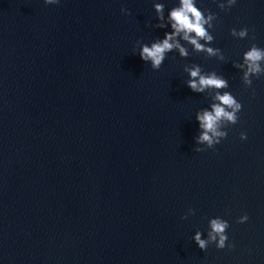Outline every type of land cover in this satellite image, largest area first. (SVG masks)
Masks as SVG:
<instances>
[{
  "label": "water",
  "instance_id": "95a60500",
  "mask_svg": "<svg viewBox=\"0 0 264 264\" xmlns=\"http://www.w3.org/2000/svg\"><path fill=\"white\" fill-rule=\"evenodd\" d=\"M154 2L165 17L178 5L0 0V264H264V75L246 89L232 66L251 43L264 48V0L227 12L195 0L216 14L208 46L225 59L185 44L189 55L171 51L159 70L135 54L138 39L170 31L152 27ZM242 27L255 39L229 34ZM191 64L242 104L199 153L195 113L210 100L186 86ZM217 216L234 247L201 251L191 237Z\"/></svg>",
  "mask_w": 264,
  "mask_h": 264
},
{
  "label": "clouds",
  "instance_id": "9594fccd",
  "mask_svg": "<svg viewBox=\"0 0 264 264\" xmlns=\"http://www.w3.org/2000/svg\"><path fill=\"white\" fill-rule=\"evenodd\" d=\"M59 0H43L45 5L57 4ZM236 0H224L217 2V7L227 12L235 5ZM164 4L154 2L153 8L158 23L152 25L155 28H170V31L164 33L163 39L157 38L151 44L141 43L138 39L135 42L139 46L138 54L142 61L150 63L153 70H159L165 60L166 54L171 51L178 52L179 56L184 58L189 55L188 48L184 45H190L196 53H204L206 57H215L223 61L225 59L221 49L210 47L214 37L209 29H213V21L217 19L215 13L207 9L201 10L196 6L195 0H178V5L172 7L165 17ZM123 14H129L128 10L121 8ZM229 34L237 39L248 38L254 40V36H249V29L242 27L239 30L231 28ZM181 41L184 43L182 44ZM203 41V43H201ZM135 52V46H134ZM232 66L241 71V81L247 89L251 87L252 77L259 78L264 75V48L251 43L249 48L243 52L240 62H233ZM183 71L188 79L186 86L194 93H209L210 103L208 107L196 111L195 119L198 122V134L194 137V152H204L208 149H214V146L227 136L226 129L230 125L238 122V113L242 110V104L226 89L229 88V82L222 75L215 71L204 72L197 64L191 66L185 65ZM240 140L247 138L245 132L240 133ZM194 209L188 208L181 219H187L194 215ZM248 220L247 214L241 215L236 223H245ZM230 227L227 220L217 216L208 219L206 237L202 238L201 231L197 230L191 237L201 251H206L209 245L214 244L216 249L227 247L231 250L234 245L228 242L226 234Z\"/></svg>",
  "mask_w": 264,
  "mask_h": 264
}]
</instances>
